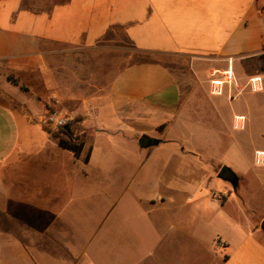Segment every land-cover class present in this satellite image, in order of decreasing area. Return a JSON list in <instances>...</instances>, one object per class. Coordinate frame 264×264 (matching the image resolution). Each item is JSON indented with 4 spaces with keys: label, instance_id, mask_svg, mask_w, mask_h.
<instances>
[{
    "label": "crops",
    "instance_id": "crops-1",
    "mask_svg": "<svg viewBox=\"0 0 264 264\" xmlns=\"http://www.w3.org/2000/svg\"><path fill=\"white\" fill-rule=\"evenodd\" d=\"M112 29L147 57H77ZM263 226L264 0H0V264H264Z\"/></svg>",
    "mask_w": 264,
    "mask_h": 264
},
{
    "label": "rangeland",
    "instance_id": "rangeland-1",
    "mask_svg": "<svg viewBox=\"0 0 264 264\" xmlns=\"http://www.w3.org/2000/svg\"><path fill=\"white\" fill-rule=\"evenodd\" d=\"M104 40L105 41H102L103 42L102 44L104 45V47H102V49L97 50V51H88L85 49H76V53H78L77 57L78 58L81 57L82 59H84V58H87V59L102 58L104 61L107 62V65H108L107 71H109V72H114V71L119 70L122 66H125L128 62H131V60H133V61L144 60L147 57L146 55L141 54V53L139 54L138 57L136 56V54H133V56L127 54L129 52V50L125 49L126 41L124 40L123 32L120 29H112ZM166 62L170 65V67H172L175 70L177 76L179 78H181V80L184 81L185 79L188 78V76L185 75L186 65H185V60L183 58L169 57L168 59H166ZM8 76L12 79H15V75L13 73H10ZM49 110L59 111V108L54 106V107L49 108ZM44 115H45V113L42 112L41 116L43 118H44ZM67 117H69V116H67ZM43 118H41V119L43 120ZM71 121L73 122V119H71ZM43 125H45V124H43ZM71 127L77 133L82 131V127L76 122H73V125ZM195 136H196V133H195V130L193 128H192V130L191 129L188 130V137L189 138H195ZM106 245L104 243H100L99 241H96L92 246V250L99 252L100 247L106 248ZM107 248H108V250H110V247L107 246ZM106 254H107V256L113 255L112 253H99L100 256H105ZM105 258H106V256H105Z\"/></svg>",
    "mask_w": 264,
    "mask_h": 264
},
{
    "label": "trees",
    "instance_id": "trees-1",
    "mask_svg": "<svg viewBox=\"0 0 264 264\" xmlns=\"http://www.w3.org/2000/svg\"><path fill=\"white\" fill-rule=\"evenodd\" d=\"M9 79L15 85H18L17 79ZM23 90H27L25 87L21 86ZM45 130L57 140L58 145L66 150L71 151L75 156H78L83 148V134L75 132L72 127L71 131L65 130L63 127L53 129L49 126H45ZM88 155L85 158L87 161ZM226 169V168H225Z\"/></svg>",
    "mask_w": 264,
    "mask_h": 264
},
{
    "label": "built area",
    "instance_id": "built-area-1",
    "mask_svg": "<svg viewBox=\"0 0 264 264\" xmlns=\"http://www.w3.org/2000/svg\"><path fill=\"white\" fill-rule=\"evenodd\" d=\"M250 80L252 82H256L259 80V77H251ZM214 85H219L220 81L219 80H214L213 81ZM242 117V116H241ZM240 117V118H241ZM71 119L67 117L66 115L60 113L59 111L56 110H48L43 118V123L53 129L59 128V127H64L66 124H71ZM216 244L221 243L219 241H215Z\"/></svg>",
    "mask_w": 264,
    "mask_h": 264
},
{
    "label": "water",
    "instance_id": "water-1",
    "mask_svg": "<svg viewBox=\"0 0 264 264\" xmlns=\"http://www.w3.org/2000/svg\"><path fill=\"white\" fill-rule=\"evenodd\" d=\"M65 130H68V131H71V124H66V125H64V127H63ZM227 175V174H226ZM221 177H222V175H221ZM231 181V183L234 185V181L233 180H230ZM264 227V226H263Z\"/></svg>",
    "mask_w": 264,
    "mask_h": 264
},
{
    "label": "flooded vegetation",
    "instance_id": "flooded-vegetation-1",
    "mask_svg": "<svg viewBox=\"0 0 264 264\" xmlns=\"http://www.w3.org/2000/svg\"><path fill=\"white\" fill-rule=\"evenodd\" d=\"M223 172H224V174H227V173H229V171H227V169H225Z\"/></svg>",
    "mask_w": 264,
    "mask_h": 264
}]
</instances>
